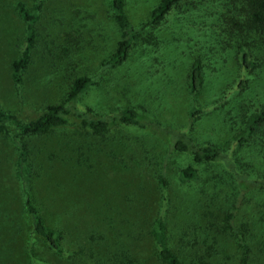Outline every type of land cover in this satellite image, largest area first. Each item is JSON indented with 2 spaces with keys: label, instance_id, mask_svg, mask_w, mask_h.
Returning <instances> with one entry per match:
<instances>
[{
  "label": "rangeland",
  "instance_id": "1",
  "mask_svg": "<svg viewBox=\"0 0 264 264\" xmlns=\"http://www.w3.org/2000/svg\"><path fill=\"white\" fill-rule=\"evenodd\" d=\"M124 1L136 38L122 65L103 69L120 39L108 0H40L17 84L11 64L25 47V23L16 8L35 2L0 0V110L29 121L87 76L92 85L79 111L108 118L132 108L158 124L155 133L115 124L96 136L70 116L47 136L21 139L25 189L61 237L58 252L32 234L18 145L0 135V264H160L152 239L159 218L180 264H264V131L239 142L245 120L264 103L263 42L246 41L254 65L244 69L226 1L181 3L158 25L148 20L159 0ZM194 64L200 84L191 94ZM168 131L216 147L226 159L194 164L162 139ZM187 166L197 180L181 183ZM236 174L258 183L240 191ZM235 207L231 231L225 219Z\"/></svg>",
  "mask_w": 264,
  "mask_h": 264
},
{
  "label": "trees",
  "instance_id": "2",
  "mask_svg": "<svg viewBox=\"0 0 264 264\" xmlns=\"http://www.w3.org/2000/svg\"><path fill=\"white\" fill-rule=\"evenodd\" d=\"M35 5L31 10H27L23 5H17V12L25 23V47L21 51L18 58L11 64V78L19 84L21 75L26 69L29 62V50L34 38V24L37 19V11L41 5L40 0H33ZM199 0H159L149 13L148 23L158 25L161 23L177 6L184 2H194ZM225 11L231 15L228 18L229 29L234 32L233 37L237 39V49L240 52V62L244 69L251 68L254 63L247 49V40L251 36L261 40L264 45V0H224ZM108 7L111 12L112 19L116 24L120 39L115 50L102 63L103 69H113L122 65L128 57L133 41L136 38V31L129 25L125 13L124 0H108ZM224 11V12H225ZM223 12V13H224ZM223 15V14H222ZM221 15V16H222ZM236 34V35H235ZM200 84V75L198 64H194L190 70L188 87L193 94ZM92 85V80L87 76L75 78L69 85L64 100L57 104H51L34 119L23 121L18 116L0 110V135L11 136L17 142V175L23 183L24 200L23 205L25 213L29 219L32 228V234L41 240L47 248L54 252L59 251L58 233L47 226L45 218L40 213L31 199L29 192L25 189L26 178L29 174V166L27 165V148L21 142L22 138L47 136L55 130L61 129L68 124L70 116H74L79 125L96 136L104 135L111 126L120 124L122 126H134L139 128L147 127L155 133L158 124L138 113L132 108L121 109L118 113L108 118H91L86 113L81 112L77 108L79 98ZM196 109L190 111V115H195ZM161 131V130H160ZM264 131V103L259 109L251 114L245 120V126L239 142L246 141L258 133ZM14 132V134H13ZM169 147L175 152L184 153L191 156L194 164L212 163L220 159H226L222 152L211 145L197 146L185 134L177 131H168L165 138H162ZM239 181L238 187L240 191L247 190L249 186H254L258 182L245 179L242 175L236 174ZM164 182L163 179H161ZM197 180V174L192 166L183 168L179 173V181L186 183L188 181ZM226 216V228L233 231L232 221L234 211ZM164 223L162 219L156 220V228L152 231V239L157 247L156 261L160 264H180L176 254L166 246ZM125 264H140L132 259L125 261ZM142 264H147L142 263ZM151 264V262H150Z\"/></svg>",
  "mask_w": 264,
  "mask_h": 264
}]
</instances>
